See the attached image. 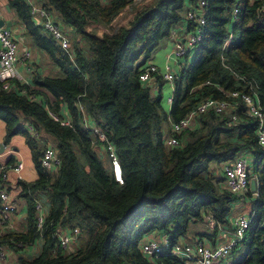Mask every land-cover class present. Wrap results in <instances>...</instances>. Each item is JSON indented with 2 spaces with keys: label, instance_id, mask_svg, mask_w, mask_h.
Instances as JSON below:
<instances>
[{
  "label": "trees",
  "instance_id": "1",
  "mask_svg": "<svg viewBox=\"0 0 264 264\" xmlns=\"http://www.w3.org/2000/svg\"><path fill=\"white\" fill-rule=\"evenodd\" d=\"M133 1L8 0L24 42L47 56L60 75H37L33 83L0 79L5 143L25 137L38 173L34 182L18 183L27 206L25 228L0 236V245L18 251L41 239L40 254L20 257L19 264H185L171 247L183 239L213 243L219 227L229 226L237 198L225 188L221 166L249 151L258 196L231 264H264V148L257 142V121L239 109L209 111L179 135L178 146L166 144L172 123L208 98L233 101L229 93L257 85L264 107V0H206L203 38L172 83L168 110L162 92L168 83L158 76L156 89L140 76L181 23L185 6L197 0H158L139 11L129 28L103 38L86 31L88 23L109 25ZM34 7L52 15L71 40L73 56L45 30ZM80 105L115 146L123 183L93 144ZM66 110L71 126L49 113L64 118ZM48 145L60 159L53 170L41 164ZM39 199L48 210L42 231L36 228ZM199 225L204 229L193 235ZM63 229L75 236L76 251L58 243ZM153 233L167 236L170 247L149 257L142 243Z\"/></svg>",
  "mask_w": 264,
  "mask_h": 264
},
{
  "label": "built area",
  "instance_id": "2",
  "mask_svg": "<svg viewBox=\"0 0 264 264\" xmlns=\"http://www.w3.org/2000/svg\"><path fill=\"white\" fill-rule=\"evenodd\" d=\"M142 1L144 0H134L132 4H137ZM206 7V0H197L194 11L190 12L187 17L188 22L193 21L195 26L189 28L182 40L174 38L173 57L167 62V70L165 72H160V69L155 64H148L140 76L142 82H152L153 87L157 89L159 85V76L162 80L172 85L185 61L189 58H193L203 38L207 16ZM33 11L42 19L45 30L59 42L64 50L73 56V54H71V40L65 35L61 27L53 21L52 15L46 10L36 7L33 8ZM237 13L238 8H235L234 16H236ZM173 30L171 33L172 37H174ZM18 54L19 45L12 28L0 25V65L2 70L0 79L2 81H7L15 77L13 68L19 61ZM21 58L24 60L29 59L30 53L28 51L22 53ZM236 77L243 79V77L238 74H236ZM256 86L257 85H250L249 92L237 90L229 93L228 95L233 97V101L208 98L200 102L185 117L172 123V135L166 140V144L169 147L178 146L180 143L179 135L191 128L201 114L209 111L222 114L234 109H239L243 115L249 116L257 121V142L260 147L264 148V107L259 93L255 90ZM172 91L174 92L173 85ZM173 92L166 99L168 106L172 104ZM80 109L83 113V124L92 134L93 144L98 147L102 153L104 152L110 160L115 180L123 183L122 168L115 146L108 140L106 131L89 120L81 105ZM49 113L51 117L59 121L61 125L71 126L70 117L64 115V118H60L52 112ZM232 121H237V115L232 116ZM29 129L34 132L32 127L29 126ZM15 155L17 156V162L14 166L0 165V176L2 179H7L8 173L14 172L17 174L18 180L21 181L24 163L19 152H16ZM41 164L48 170H53L59 166L60 159L53 145H48L47 148H45L41 158ZM221 173L225 177L223 183L225 188L237 198L233 211L239 210L241 207L250 204L252 202L251 200L258 196L257 190L253 192L250 187L251 180L256 178L254 175L253 158L249 151L244 152L243 155L233 162L223 163L221 166ZM17 189L20 191V187ZM16 209L17 207L14 203L11 191L6 187L0 186V234L11 231L12 214ZM36 211V228L38 231H42L48 210L47 205L41 199L36 201ZM253 214L254 212H252L251 209L241 211L234 220L230 219L229 226L219 227L218 237L213 243L209 240L208 242L200 238H196L194 242L183 240L173 245L171 247V252L184 260L185 264H231L233 261V251L243 242L253 219ZM74 238L75 236L73 234L64 229L60 230L57 234V241L62 249H66ZM18 247H22V245L18 244ZM169 247L170 242L167 236L154 238L150 235L147 236L142 243V251L149 257L157 256L166 251ZM6 257V249L3 245H0V264L5 262Z\"/></svg>",
  "mask_w": 264,
  "mask_h": 264
},
{
  "label": "crops",
  "instance_id": "3",
  "mask_svg": "<svg viewBox=\"0 0 264 264\" xmlns=\"http://www.w3.org/2000/svg\"><path fill=\"white\" fill-rule=\"evenodd\" d=\"M145 1L146 2H144V3H142L143 2L142 1L141 2L142 5L140 4L137 7H133V5L135 3L126 7L107 26H103V25L96 24V23H88L86 25V31L88 33L95 34L99 38H103V36L105 34H113L121 27L129 28L131 21L133 20L134 16L139 11H141L145 7L155 5L158 0H145ZM194 8H195V4L192 2H190L189 4H187L185 6V8L182 12L183 19H182L181 23L178 24L173 30L174 31V37H172L170 35L166 39V41L168 40V42L163 43V45H164L162 47L163 51L156 53L155 56L153 57V59L150 61L151 64H155L160 69V72H165L167 70V67H168L167 62L170 60V58L173 57L174 38L182 40L185 37L186 32L189 30V23H188L187 17H188L190 12L194 11ZM52 19H53V17H52ZM0 20H4L5 22H12V24H13L12 30H13L14 36L18 42V45H19V54H18L19 55V61L15 64V66L13 68V73L15 75L14 79H17V80L24 82V83H33L34 77L37 75H39L41 77L49 76V75H51V76L52 75H55V76L60 75L59 70L51 63V61L49 60V58L47 56L37 52V50H33V48L29 44L24 42L23 37H21V31H22L21 27L16 24L15 13L12 9H10V7L8 5V0H0ZM26 51H28L30 53V58L27 60H24L21 58V56H22V53H24ZM191 59L192 58H189L188 60H191ZM1 71L2 70L0 68V73H1ZM162 92H163V94L164 93L166 94V95L164 94V97L165 96L168 97L169 95H171L173 92L172 91V85L169 83L166 84L162 88ZM48 98L51 101L54 100L53 96H51V95H48ZM165 106L168 110L169 109L168 104L166 105V103H165ZM83 111H84V109H83ZM64 113H65L66 117H70L67 110ZM0 122H1L0 134L2 132H4V134L6 136L5 123L2 120H0ZM17 136H22V135H17ZM17 136H14V137H17ZM13 138H11L10 141H12ZM23 138H24V141L26 143L25 137H23ZM8 143H1V147L4 146V149H3V152L0 151V165L14 166L15 163L17 162V156L15 155V153H13L11 151H7ZM26 145H27V143H26ZM27 147H28V145H27ZM28 150L31 154L29 147H28ZM17 152H19V151H17ZM8 155H10V156H8ZM21 156L22 155L20 153V157ZM31 158H32V155H31ZM32 162H33V160H32ZM24 169H25V166L23 167L22 173H23ZM30 170L31 169L29 168V171ZM32 170H34L36 172V176L33 178L27 179L21 173V178H22L21 181L31 182V183L36 181L38 178V173L35 169L34 163H33V169ZM18 183H19V180H18L17 174H15L14 172L8 173L7 179H2L0 176V186L6 187L7 189H9L11 191L12 195H14L13 200H14V203L17 207L16 211L12 214V229H11V231L22 230L23 228H25V223H26L27 206H26V201L19 196L21 189H20V191L17 189L19 187ZM42 201H44V200H42ZM251 205H252V202L250 204L244 206V207H241L239 210L237 209V210L233 211L230 219L234 220L239 215V213L243 210H250ZM11 231L3 232L2 234H0V236H3V235H5ZM152 236L154 238H160L161 233H153ZM204 239L206 241H208V239H206V238H204ZM77 245H78V242L74 238L73 241L66 248L67 252L76 251ZM4 247H5L6 252H7V257H6V260L3 264H19L18 258H20V257L24 256L28 259L36 258L42 250V241H41V239H37L34 243H31V244L27 245L26 247H24L23 249L18 250V251L13 250L11 248H8L7 246H4Z\"/></svg>",
  "mask_w": 264,
  "mask_h": 264
},
{
  "label": "rangeland",
  "instance_id": "4",
  "mask_svg": "<svg viewBox=\"0 0 264 264\" xmlns=\"http://www.w3.org/2000/svg\"><path fill=\"white\" fill-rule=\"evenodd\" d=\"M144 2H146V1L144 0L142 3H144ZM142 3L141 2L137 3V5L134 4L133 7H137L140 4L142 5ZM167 42H168V40L167 41L165 40L163 43H167ZM163 43H162V45L160 46V48L158 49V51L156 53H159V52L163 51L162 50V47L164 46ZM165 98L167 99L166 96L164 97V99ZM166 99H165V102H166ZM0 124H1V122H0ZM0 142L1 143H5V134H4V132H2L0 134ZM7 151H11L13 153H16L17 151H19L21 153V155H22L21 157H22V160H23V163H24V166H25V169H24L22 174H23V176L25 178L29 179V178H33V177L36 176V172L34 170H32L33 169V162H32V158H31V154H30V152L28 150V147H27V145H26V143L24 141V138L22 136L14 137L12 139V141H10L8 143ZM8 156H10V155H8ZM29 168L32 171L31 170L29 171ZM202 229H204V227L202 225L196 226V228L193 227L192 234L196 235L197 232L202 230ZM183 240L187 241V242H194L195 241V240L192 241V240H185V239H183ZM183 240H181V241H183Z\"/></svg>",
  "mask_w": 264,
  "mask_h": 264
},
{
  "label": "water",
  "instance_id": "5",
  "mask_svg": "<svg viewBox=\"0 0 264 264\" xmlns=\"http://www.w3.org/2000/svg\"><path fill=\"white\" fill-rule=\"evenodd\" d=\"M0 25L1 26L5 25L10 28H12L13 26L12 22H5L4 20H0ZM0 68H1V65H0ZM212 82L215 83V80H213ZM3 149H4V146L1 147L0 151L3 152ZM250 187L253 192L257 190V180L256 179L251 180Z\"/></svg>",
  "mask_w": 264,
  "mask_h": 264
}]
</instances>
